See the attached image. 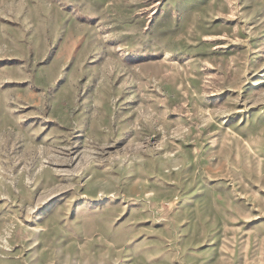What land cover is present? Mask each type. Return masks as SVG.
I'll list each match as a JSON object with an SVG mask.
<instances>
[{
    "label": "rangeland",
    "instance_id": "rangeland-1",
    "mask_svg": "<svg viewBox=\"0 0 264 264\" xmlns=\"http://www.w3.org/2000/svg\"><path fill=\"white\" fill-rule=\"evenodd\" d=\"M0 264H264V0H0Z\"/></svg>",
    "mask_w": 264,
    "mask_h": 264
}]
</instances>
